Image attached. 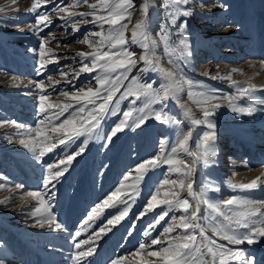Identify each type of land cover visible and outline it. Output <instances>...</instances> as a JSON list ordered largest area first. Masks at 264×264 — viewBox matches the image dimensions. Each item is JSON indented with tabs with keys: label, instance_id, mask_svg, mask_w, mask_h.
<instances>
[{
	"label": "rangeland",
	"instance_id": "1",
	"mask_svg": "<svg viewBox=\"0 0 264 264\" xmlns=\"http://www.w3.org/2000/svg\"><path fill=\"white\" fill-rule=\"evenodd\" d=\"M73 2L74 0H55V3L61 6ZM89 2L97 3V0H89ZM145 2L150 4L149 32L151 38L157 42L154 55L159 58L161 67L174 72L178 99L170 97L166 101L165 111L172 120L179 123L164 124L153 116L140 128H125L117 133L111 143L108 142L107 136L123 119L125 111L131 108L135 116L139 114L138 110L141 108L147 112L149 109L155 111L161 107L160 104L154 103L150 96H142L135 100L134 104L132 101L135 97L120 99L133 78L141 83H151L153 90H160L161 85L168 83L159 72L142 71L145 65L139 62V56L144 54L143 49L138 45L129 44L130 50L137 54L138 63L128 73V79L123 82L113 97L109 106L110 111L101 120L100 127L92 133L90 138L87 135H81L75 139V143L68 142L66 145L57 143L55 149L36 159L33 153L20 143L21 139H28L27 135L21 133L27 128L35 129L41 118L38 115L40 91L36 84L43 82L49 94L46 103L72 105L59 120L54 121L57 125L82 104H86L84 100L81 104H77L75 100L68 99L61 93L72 94L82 87L85 90L86 86H91L93 89L97 87L96 76L101 74L99 69L76 76V72L82 66L81 57L78 54L92 51L87 45L77 41L92 32H107L108 25L105 24L101 29L98 24L80 23L79 31L73 32L72 23L82 18L77 15L67 22L59 19V15L62 14L52 11L54 5L50 0L39 11L48 13L52 24L42 33L37 34L30 28L35 21L34 15L29 11L32 0H0V9H3L0 11V122H7L0 126V183L9 185V189L0 190V201L7 198L6 203L0 204V264H40L43 258L50 256V252L51 255L54 254L53 250L60 252L59 255L57 254V264H75L72 259L78 251L75 245L85 240L89 243L83 244L82 249L86 251L91 246L95 250L92 255L84 258L81 264H113V261L117 260L119 264H163L158 258L147 256L140 250L139 245L150 242L152 238L160 239L165 228L178 223L180 217L185 215L179 209L168 210L165 205H160L151 212L145 211L151 195L156 194L157 187H160L165 178L183 179L178 174L170 173L168 165H161L145 175L144 180L139 184V195H136L135 203H132L127 216L119 223L109 225L107 221L117 216L126 206L119 202L121 199L131 203L128 197L134 193L130 189L127 195L124 193L118 195L117 200L93 220H88V216L93 207L102 204L121 186L125 176H128L127 184H131L136 176V168L160 154L162 141L166 151L170 152L171 146L182 133L191 129L193 135L189 141V148L193 152L198 151L197 144L209 129L205 125L193 126L185 117L184 112L187 108L191 110L194 119L204 118L202 109L189 99V91H214L220 99L212 103L221 104V107L216 109L214 115L209 118L217 126V155L210 158L207 164L203 160L196 161L195 170L190 178L195 197H199L201 201L219 203L221 206L233 197L264 202V194H254L252 189H233L229 186L230 182L232 184L251 183L252 181L246 177V174L250 172H260L258 177L261 180L264 179L262 168L264 166V91L255 92L253 94L255 99L252 101L247 97L236 101V104L242 107L253 105L255 110L251 115L231 111L227 101L223 99L224 96L237 95V86L244 87L248 82L255 84L257 89H264V67H262L264 64V0H187L182 8L189 11L190 15L179 16L175 26L168 22L167 13L162 7L163 0H133L134 10L131 21H124L129 24L125 32L126 39H131V29L141 18L140 9ZM73 11L87 14L93 10L81 4ZM83 19L92 21V16L86 15ZM181 24L185 25L183 32L179 28ZM161 29L169 33L168 50L161 42ZM39 38H50L51 43L47 47L52 49L53 55L59 57L58 62L49 64L40 74L37 73L39 57L32 51V49L38 50ZM181 39L189 42L191 56L186 57L181 54L179 44ZM172 49L175 51L170 57L168 53ZM85 62L90 64V61ZM233 69L237 71L233 72ZM206 72L211 74L206 76ZM61 73L67 75L62 76ZM230 73V80L223 78ZM117 74L113 73L112 78H115ZM214 76L222 78L212 79ZM101 102L102 100L97 99V103ZM181 104L185 108H181ZM87 107L90 109L91 105ZM49 111L58 112L59 109L52 108ZM81 117H83L84 127H88L91 122L87 121L86 112L77 115V125L82 122ZM16 125H23L24 129H18ZM32 135L34 136L35 133ZM46 135L51 137L50 143L63 138L62 132L48 131ZM86 139L88 144L85 151L75 157L55 188L56 196L52 201L51 211L56 217V222L60 224V228L57 229L54 224L50 226L48 223H38L40 218L33 215L38 201L27 196L26 192L43 193L46 166L53 161H59L67 154H74L84 146ZM248 144L255 147L261 146V154L255 157V147L252 149ZM230 147L239 153L234 156L230 152ZM247 149L254 152H247ZM239 154L244 155L241 157ZM36 155H39V150ZM232 156L236 162L240 160L239 164L242 168L239 167L234 173L221 175L223 182L229 181L221 184L215 176L216 174L219 176L222 171H231L228 167L231 165L229 157ZM180 158L190 165L195 161L194 156L184 153L180 154ZM251 158L256 159L253 164L250 162ZM263 184L258 182V187L264 186ZM16 185H23V189L18 190ZM215 188L219 191L214 190ZM168 190V186L161 188L158 199L163 198ZM175 190L179 192L180 199L189 200L195 208L197 200L189 195L186 187ZM199 207L198 223L207 228L206 217L209 210L203 202ZM77 209H81V214L73 220ZM225 210L228 211V209ZM164 211L168 212L167 216L157 223L159 214ZM228 214L231 215V211H228ZM101 227L110 230L102 233L101 238L96 240V234ZM181 231L177 228L170 235H179ZM77 232H80L78 237ZM206 234L227 247L243 248L247 255L255 258L256 264H264V260L257 255L259 252L260 255L264 254V238L260 243L251 246L247 244L234 246L213 236L211 230H208ZM55 235H61L60 238L63 239H61L64 242L60 247L61 251L58 243L53 244L50 240ZM167 243L168 240H162L163 246H167ZM159 247L160 245L152 246L154 250H158ZM134 252L140 254L133 256Z\"/></svg>",
	"mask_w": 264,
	"mask_h": 264
},
{
	"label": "snow or ice",
	"instance_id": "2",
	"mask_svg": "<svg viewBox=\"0 0 264 264\" xmlns=\"http://www.w3.org/2000/svg\"><path fill=\"white\" fill-rule=\"evenodd\" d=\"M50 0H32L29 11L34 15L35 21L30 25V28L37 34L42 33L45 28H48L52 24L50 15L46 12H41L39 9L46 6ZM54 7L53 12H58L59 19L70 21L73 17L79 15L82 19L80 21H74L72 23L73 32L79 31L78 25L80 23H94L103 29L104 25H108L107 32L97 31L92 32L82 40H78V43L87 45L91 52H80L78 55L81 57L82 66L76 72V76L79 77L83 73H92L100 70V75L96 76L97 87L93 89L91 86L80 88L78 92L69 94L68 92H62L61 94L68 98L75 100L77 104H81V101H86V104H82L75 112L64 119L58 125L54 121L59 120L65 112L72 107L71 104H51L46 103L49 99V94L46 92L43 82L36 84V87L40 91L38 97V115L41 117L36 128H27L24 130L23 135H27L28 139H21L20 143L31 151L36 159H40L47 152H51L57 147V143L66 145L68 142L75 143V139L81 135H87L89 138L92 133L99 127L101 120H103L110 111V104L113 101V97L119 91L123 82L128 79V73L131 72L138 60L136 53L128 47L131 45H138L143 49L142 55L139 56V62L145 65L142 71H156L159 72L167 81V84L161 85L160 90H153L151 83H141L137 79L133 78L131 83L125 89L120 99H127L128 97H135V100L140 99L142 96H150L154 103L160 104L161 107L158 110L149 109L145 112V109L138 110V115H133V109H129L123 113V119L115 125L111 130V134L107 136L109 143L113 138L117 136V133L122 132L125 128L135 127L140 128L150 117H153L164 124L175 123L171 119L169 114L165 111L167 107L166 101L169 98L178 99L176 97V88L174 82V72L166 70L160 66V60L154 55V49L157 42L151 38L148 28L149 8L150 4L145 2L140 9L141 18L133 25L131 29V39H126L125 32L128 30L129 24L124 21H131L132 12L134 10L133 0H97V3H90L89 0H74L72 4L61 6L56 4L55 0H51ZM187 3V0H163L162 7L167 13L168 22L175 26L177 18L179 16H189L190 12L182 8V5ZM81 4L87 5L89 9L93 11L90 13H77L73 11L81 6ZM3 11V9H0ZM103 13V14H101ZM86 15L92 16V21L84 20ZM181 32L185 28L184 24L179 25ZM161 42L165 45L166 50L169 49V33L165 29H161ZM98 37L99 39H92ZM51 43L50 38H39V48L32 49L38 55L37 73H43L49 64L58 62L59 57L52 54V49L47 45ZM180 51L184 56H191L190 44L184 39L180 42ZM59 46V45H57ZM175 50L169 51V56L173 54ZM85 61H90V64ZM171 62V60H170ZM264 67V64H262ZM233 69V72H236ZM113 73H118L115 78H112ZM211 73L206 72L205 75L209 76ZM62 76H66V73H61ZM222 78L220 76H214L212 79ZM226 79H231V73L227 74ZM51 81V77L48 78ZM58 83V82H53ZM257 91H264V89H257L255 84L248 82L246 86H237V95L224 96L223 99L227 101L231 111L242 115H251L255 110L253 105L249 104L246 107L239 106L236 101L242 97H247L248 100H254V93ZM103 94V95H102ZM188 97L193 100L198 107L202 109L203 119H194L190 109L185 108L183 104L181 108H185L184 115L191 122L193 126L205 125L209 131L205 132L197 144L198 151L193 152L189 148V141L193 135L192 130L189 129L186 133L176 140L171 146V151L167 152L164 141L161 142L160 154L144 163H141L136 168V176L131 184H127L128 176L124 177V182L119 188H117L111 195L103 201L102 204H98L92 208L91 213L88 216V220H93L96 216L100 215L103 210L113 204L117 200L118 195L124 193L127 195L130 189L134 195L128 197L131 203L121 199L119 202L124 203L126 206L120 211V213L112 219L107 221L109 225H115L127 216L132 203H135L136 195H139V184L144 180L145 175L161 165H168L169 172L178 174L183 177L179 180H170L165 178L160 187H157L156 194L151 195V198L147 202L145 211L151 212L153 209L160 205L167 206L168 210L179 209L185 215L181 216L178 223L164 229L161 234V238H152L150 242L141 243L139 248L142 252L146 253L149 257H156L163 264H256L255 258L247 255L243 248L239 247H227L218 243L217 239L210 238L206 232L211 230L213 236L218 237L220 240H225L229 245L239 246L243 244L254 245L261 242L264 238V202L246 200L240 198H230L224 202L221 206L219 203H213L210 201H201L199 197H195L193 192V183L190 178L194 172V164L196 161L203 160L205 164L210 162V158L216 157V124L209 118L214 115V111L221 107L220 103H212V101L220 99L214 91H189ZM196 97V99H193ZM97 99L102 100L101 103H97ZM87 105H91L89 109ZM52 108L59 109L58 112L49 111ZM211 109V110H210ZM87 113V121H90L88 127H84L83 117H81V123L77 125V115L80 113ZM0 122V126H3ZM18 129H24L23 125H16ZM48 131L52 133H63V138L57 142H51V137L46 135ZM32 133H35L33 136ZM88 144V140L84 141V146L80 147L74 154H67L59 161H53L52 164L46 166V174L43 178L44 192L27 191L26 195L38 201V206L34 209L33 215L38 216L40 219L38 223H48L50 226L55 225L57 229L60 228V224L56 222V217L52 214V201L55 199V188L60 183V179L68 171L69 166L72 164L75 157L80 156ZM39 150V155H36ZM184 153L189 156H194L195 161L190 165L180 158V154ZM247 167V164H245ZM131 175V173H129ZM258 182L264 183L260 177H257L251 183L248 184H232L229 186L233 189H255L258 187ZM168 186L169 190L164 193L163 198L158 199L161 188ZM18 190L23 189V185L15 186ZM188 189L190 196H194L197 200L195 208L191 205L189 200L180 199L179 192L176 188ZM9 189V185L0 183V190ZM214 190L219 191L218 188ZM5 200L0 201V204L6 203ZM205 203L209 210L208 227L205 228L198 221L200 220V203ZM231 211V215L228 211ZM168 212L164 211L159 214V219L164 220ZM143 215V213H141ZM222 218V219H217ZM181 229V233L176 236L170 234L175 232L176 229ZM243 229V231H241ZM107 230L105 227H101L96 234L95 239L99 240L101 234ZM76 236H80V232L76 233ZM75 239V237L73 238ZM168 240L167 246H163L162 240ZM89 241H80L76 243L77 253L72 257L75 264H81V261L92 255L94 247H89L86 251L82 249L83 244H88ZM153 245H160L158 250L152 248ZM140 253L134 252L133 256H138ZM113 264H119V260L113 261Z\"/></svg>",
	"mask_w": 264,
	"mask_h": 264
},
{
	"label": "bare ground",
	"instance_id": "3",
	"mask_svg": "<svg viewBox=\"0 0 264 264\" xmlns=\"http://www.w3.org/2000/svg\"><path fill=\"white\" fill-rule=\"evenodd\" d=\"M247 48V47H246ZM260 141V140H259ZM263 142H261V144H262ZM249 145V147L250 148H254L255 146H253V145H250V144H248ZM261 146H258V147H255V149L254 150H256V152H255V157H257V156H259L260 154H261V149L262 148H260ZM250 152L251 151V153H253L254 151H252V150H248L247 149V152ZM230 152L231 153H233L234 154V156L236 155V154H238L239 152L237 151V152H235V150L234 149H232V147H230ZM239 155H241V157H242V155H244V154H239ZM247 155V154H246ZM252 159V158H251ZM236 159H234V157L232 156V157H229V163H231V165L228 167V168H230L231 169V171L230 172H226V171H222L221 172V174L219 175V176H217V174H216V179L218 180V182L219 183H221V184H224V183H226V181L227 182H229L228 180H225L224 182H223V179L221 178V175H223V174H228V173H234L235 171H237V169L239 168V167H241L242 168V165L241 164H239V162H240V160L239 161H235ZM256 161V159H252L250 162L253 164L254 162ZM241 165V166H240ZM250 166H252V165H250ZM263 166V165H262ZM263 169H264V166L262 167ZM33 173V172H32ZM259 174H260V172H250V173H248V174H246V177H247V179L248 180H251V181H253V180H255L258 176H259ZM264 178V177H263ZM238 180V179H237ZM264 180V179H263ZM37 183H38V181H37ZM36 183V184H37ZM40 183V182H39ZM264 185V184H263ZM38 187V186H37ZM252 192L254 193V194H256V193H260V194H264V186H259V187H257V188H255V189H252ZM80 214H81V209H77V211H76V214H75V216H73V220H75L76 218H78V216H80ZM59 235V234H58ZM61 237V235L60 236H57V235H55V236H52L51 238H50V240L52 241V243L54 244V242H57L58 243V247H59V250H60V247L63 245V239L62 238H59ZM62 239V240H61ZM47 241V240H46ZM65 241V240H64ZM50 242V241H49ZM67 243L65 242V246H67L66 245ZM54 246V245H53ZM61 251V250H60ZM256 252H257V250H255ZM52 253H54V254H52L51 255V252H50V256H48V257H46V258H43L42 259V261H41V263L40 264H57L58 262L56 261V259L58 258L57 257V254L58 253H60V252H58V250H53L52 251ZM63 253V252H62ZM257 254V253H256ZM59 255V254H58ZM65 255V254H64ZM259 257H261L263 260H264V254H262V255H260V252L257 254ZM46 256V255H45ZM29 259V258H28ZM40 259V258H39ZM40 261V260H39ZM55 261H56V263H55ZM69 262V261H68ZM38 264V263H37Z\"/></svg>",
	"mask_w": 264,
	"mask_h": 264
}]
</instances>
